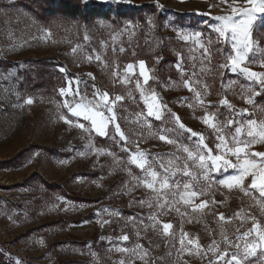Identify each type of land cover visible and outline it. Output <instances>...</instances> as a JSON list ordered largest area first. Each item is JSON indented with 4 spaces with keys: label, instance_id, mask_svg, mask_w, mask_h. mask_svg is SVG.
Here are the masks:
<instances>
[{
    "label": "rangeland",
    "instance_id": "rangeland-1",
    "mask_svg": "<svg viewBox=\"0 0 264 264\" xmlns=\"http://www.w3.org/2000/svg\"><path fill=\"white\" fill-rule=\"evenodd\" d=\"M60 1L0 0V264H16L17 259L22 264H226L237 249L224 237L235 241L254 222L264 225V198L256 190L245 195L216 183L233 174L231 169L212 174L213 180L206 182L183 152V146L195 151L196 138L190 140L171 113L178 114L186 128L203 134L213 154L218 141L203 123L206 113L224 124L229 119L264 120L260 83L219 67L226 63L231 42L219 38L212 25L218 23L215 17L231 13L233 0H158L162 9L157 0H66L101 8L86 17L67 15ZM252 37L259 46L254 44L244 66L264 72L261 14L253 22ZM140 60L154 77L147 85L139 76ZM130 63L136 66L135 75L128 74L129 82L122 83ZM77 77L86 82L80 88L89 94L94 84L112 99L124 97L115 110L128 148L136 151L138 144L161 174L160 164L168 167L171 162L169 172L175 176L170 183L179 182L180 188L163 190L160 203H166L165 208L158 206V194L140 183L144 173L129 162V153L121 147L124 141L118 135L112 139V125L107 137L85 132L76 125L87 128L89 123L62 107L65 97L59 89ZM137 79L167 105L161 120L147 118L151 128L143 123L144 116L138 117L146 109ZM185 81L201 93L204 106ZM248 96L253 104L246 103ZM28 98L31 105L25 103ZM222 99L232 107L221 106ZM244 109L251 115H235ZM62 114L73 124L64 123ZM237 126L225 131L234 133ZM164 129L175 144L159 139ZM246 138L245 130L241 139ZM248 151H264V144L250 145ZM186 161L191 177L179 170ZM184 183L203 194L184 204ZM249 183L246 180L245 187ZM203 201L206 207H195ZM164 224L172 225L167 234ZM124 235L127 241L121 239ZM259 251L244 264H264ZM222 252L228 255L218 259Z\"/></svg>",
    "mask_w": 264,
    "mask_h": 264
},
{
    "label": "snow or ice",
    "instance_id": "snow-or-ice-1",
    "mask_svg": "<svg viewBox=\"0 0 264 264\" xmlns=\"http://www.w3.org/2000/svg\"><path fill=\"white\" fill-rule=\"evenodd\" d=\"M115 2H118V0H115ZM221 2L226 3L227 0H221ZM157 7L163 8V5H160L158 0ZM229 7L231 8V13L215 17L218 23L212 25L213 30L218 34L219 38H223L226 42H231V52L225 54L226 63L220 64L219 67L222 69H229L232 73L239 72L244 75L247 80L257 81L262 88H264V72L258 73L244 66L248 61L249 53L253 50L254 44L259 46V42L252 37V30L253 22L256 20L257 14L264 16V0H233V3L229 5ZM149 23H151L150 20ZM47 35L50 36L51 33L47 32ZM200 35V32L195 33V37L197 38L200 37ZM184 39L187 40L189 37L185 36ZM201 47H203V45H201ZM72 51L75 52L76 49L73 48ZM205 52L207 53V49H205ZM96 59L99 60L100 57L97 56ZM261 66L264 67V62H261ZM135 67L136 66L131 63L126 66V74L121 78L122 83L129 82L130 76L128 74L135 75ZM138 67L139 76L143 78V85H147L148 81L154 79V77L149 75L150 70L147 69L145 61L140 60L138 62ZM177 67L179 68L180 65L178 64ZM59 70L61 72L66 71L64 68H60ZM88 75L92 80H95V76L92 73ZM117 75L118 73H113L114 77ZM73 83L76 85L75 88H73ZM85 83V81H81L78 77L68 79L67 87L59 89L61 97H65L62 107L66 108L72 117L82 118L83 121L89 123L90 127L87 128L84 123H78L76 125L85 132H95L100 137H107L109 135V125H112L114 129L112 139L115 140L118 135L120 141H124L121 147L124 151L129 153V162L144 173L140 183H143L146 188L156 192L158 194V206L161 209L165 208L166 203H160V194L163 190L169 189L170 187L180 188L179 182L170 183L171 178L175 176V172H169V168L172 167L171 162L168 167H165L163 163L160 164V168L163 170V174H161L154 170L152 163L149 161L148 154L140 150L138 144L136 151H132L128 148V144L130 143L129 138L122 131L120 124L117 123L118 114L115 110L117 102L122 101L124 97L116 95L114 99H112L107 91L97 89L94 84L92 85L94 91L89 94L86 90H81L80 88V85ZM184 83L185 86L189 87L190 91L195 92L199 104L204 106L201 93L193 89L188 81ZM136 88L140 91V96L146 109V113L142 112L138 114V117L144 116L145 119L143 123L151 128V123L147 118L161 120L163 117V109L167 108V105L161 103L162 98L158 96L154 89H145L141 85L139 79L136 81ZM260 94V92H253V95ZM129 95H131V93H129ZM68 97H72V99H68ZM25 103L31 105L33 100L28 98ZM246 103L253 104L252 96L247 97ZM220 105L232 107L227 99H222ZM168 111L171 113L170 109ZM262 111H264V109H262ZM235 115H251V113H248V110L244 109L240 112H235ZM171 116L180 129L190 134V140L196 138L194 141L195 151L190 150L187 146H183V152L187 153V161L193 162V164L201 170L203 179L206 182H211L213 180L212 174L220 173L221 171L228 172V170L231 169L233 170V174L224 176L216 181V183L230 190L238 188L245 195H249L251 190H256L259 193V197L264 198V151L252 153L248 151L250 145L264 144V120L258 122L256 119H247L245 123H240L239 121L229 119L227 124H224L217 120L215 114L206 113L204 117H202L203 123L214 130L216 133V140L218 141V143L215 144L217 154H213V149L205 143L203 134L186 128L181 122L178 114L171 113ZM60 119L66 124H73V121L63 114L60 116ZM234 123L239 124V126L235 127L234 133L226 132L225 128ZM245 130L247 138L241 139V136L245 134ZM162 131L165 134L159 135L161 141H165L169 144H175L177 142L176 140L168 138L166 135L167 129ZM97 151L102 153V150ZM229 156L235 157L236 162L233 163L231 159L227 158ZM187 161L179 170L182 171L183 175L191 177L193 174L189 170ZM249 179L250 183L245 187V181ZM201 194L203 193L192 190V185L190 183H184L180 199L183 200L184 204H190L194 197ZM141 203H143V201H141ZM207 203V201H203L195 207L203 209L207 206ZM105 211H107V209ZM152 219L155 221L156 217L153 216ZM219 219L221 221L225 220L223 214H220ZM251 219L255 220L254 217ZM171 227L172 225L170 224L163 225L166 234ZM183 235L186 236L187 234L184 233ZM101 239H104V237H101ZM121 239L127 241L129 237L124 235ZM224 239L230 247H235L237 249V251L233 252L230 258L226 260V264H244L249 257H257L258 250H260L259 256L264 257V225L258 222H254L250 229L237 236L235 241H228L226 236ZM180 242L181 245L184 244L183 239H181ZM193 243V240H188V244ZM215 243L216 242L213 241V245H215ZM213 245L209 247L215 252L216 248L213 247ZM139 247L141 246L137 245V248ZM196 248L197 250L200 248L198 242L196 243ZM116 250L121 252L128 251L126 248H117ZM227 255V252H222L218 259H223ZM16 264H22V262L17 259ZM121 264H123V261H121ZM210 264H212L211 261Z\"/></svg>",
    "mask_w": 264,
    "mask_h": 264
},
{
    "label": "trees",
    "instance_id": "trees-1",
    "mask_svg": "<svg viewBox=\"0 0 264 264\" xmlns=\"http://www.w3.org/2000/svg\"><path fill=\"white\" fill-rule=\"evenodd\" d=\"M89 2H92V0H90ZM60 4L62 5V8L67 15L75 16V17L76 16L86 17L88 15H97L101 10V8L95 7V6L82 7L80 5H74L73 3L66 1V0L60 1Z\"/></svg>",
    "mask_w": 264,
    "mask_h": 264
}]
</instances>
